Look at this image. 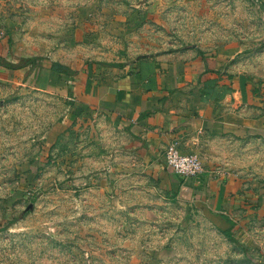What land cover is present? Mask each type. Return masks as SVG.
<instances>
[{
	"label": "rangeland",
	"instance_id": "1",
	"mask_svg": "<svg viewBox=\"0 0 264 264\" xmlns=\"http://www.w3.org/2000/svg\"><path fill=\"white\" fill-rule=\"evenodd\" d=\"M0 29V48L17 63L48 58L15 73L0 65V264H264L263 131L226 146L240 173L225 178L233 188H208L210 209L166 188L109 192L106 177L99 192H80L76 130L64 127L67 80L49 69L53 58L85 69L197 46L227 56L264 103L256 0H0ZM182 147L204 164V146ZM208 210L235 222L245 249Z\"/></svg>",
	"mask_w": 264,
	"mask_h": 264
},
{
	"label": "crops",
	"instance_id": "2",
	"mask_svg": "<svg viewBox=\"0 0 264 264\" xmlns=\"http://www.w3.org/2000/svg\"><path fill=\"white\" fill-rule=\"evenodd\" d=\"M244 54L237 52L231 61ZM0 56L17 63L1 48ZM229 63L223 54L193 46L133 60L92 62L85 69L62 63L72 75L50 70L52 77L72 81L66 82L64 127L76 130L78 191L99 192L106 177L109 192L166 188L172 200L201 197L205 206L208 188L213 193L233 188L225 178L239 175L233 163L238 152L226 146H244V140L260 137L264 103ZM173 142L196 150L204 146L202 174L185 178L166 166V149ZM215 202L221 203L218 198Z\"/></svg>",
	"mask_w": 264,
	"mask_h": 264
},
{
	"label": "built area",
	"instance_id": "3",
	"mask_svg": "<svg viewBox=\"0 0 264 264\" xmlns=\"http://www.w3.org/2000/svg\"><path fill=\"white\" fill-rule=\"evenodd\" d=\"M3 37L4 32L0 29V43ZM166 166L185 178L195 177L204 172L200 155L193 151H184L179 142H173L167 147Z\"/></svg>",
	"mask_w": 264,
	"mask_h": 264
},
{
	"label": "trees",
	"instance_id": "4",
	"mask_svg": "<svg viewBox=\"0 0 264 264\" xmlns=\"http://www.w3.org/2000/svg\"><path fill=\"white\" fill-rule=\"evenodd\" d=\"M239 55V54H238ZM236 55L234 59L238 56ZM42 60L43 58L40 57H30V58H22L20 63H13L9 60H6L2 56H0V65H3L4 67L8 68L10 71H15L17 69H21L24 67H27L31 65L32 67L39 65L37 62L38 60ZM115 65V64H113ZM123 66L122 64H117V66ZM50 70H53L57 73H63L66 75H72L74 71L67 65H64L60 62H52L51 66L49 67ZM210 212V218L216 222L220 226V229L228 236V238L232 241H234L238 246L245 249L244 245L241 244L233 235L232 233V225L235 224V222L229 218L226 214H214L211 211Z\"/></svg>",
	"mask_w": 264,
	"mask_h": 264
},
{
	"label": "water",
	"instance_id": "5",
	"mask_svg": "<svg viewBox=\"0 0 264 264\" xmlns=\"http://www.w3.org/2000/svg\"><path fill=\"white\" fill-rule=\"evenodd\" d=\"M256 2L259 4L261 9L264 11V3H263V1L262 0H256Z\"/></svg>",
	"mask_w": 264,
	"mask_h": 264
}]
</instances>
